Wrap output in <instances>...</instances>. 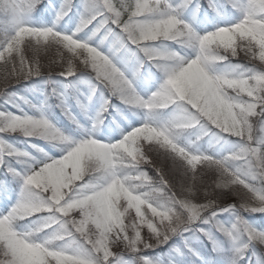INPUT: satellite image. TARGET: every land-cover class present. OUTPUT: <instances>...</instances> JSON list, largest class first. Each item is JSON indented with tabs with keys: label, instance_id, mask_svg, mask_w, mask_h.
<instances>
[{
	"label": "snow or ice",
	"instance_id": "obj_1",
	"mask_svg": "<svg viewBox=\"0 0 264 264\" xmlns=\"http://www.w3.org/2000/svg\"><path fill=\"white\" fill-rule=\"evenodd\" d=\"M0 264H264V0H0Z\"/></svg>",
	"mask_w": 264,
	"mask_h": 264
}]
</instances>
